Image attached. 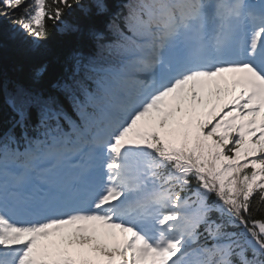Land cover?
<instances>
[{
    "label": "snow or ice",
    "instance_id": "snow-or-ice-1",
    "mask_svg": "<svg viewBox=\"0 0 264 264\" xmlns=\"http://www.w3.org/2000/svg\"><path fill=\"white\" fill-rule=\"evenodd\" d=\"M0 264H264V0H0Z\"/></svg>",
    "mask_w": 264,
    "mask_h": 264
},
{
    "label": "trees",
    "instance_id": "trees-1",
    "mask_svg": "<svg viewBox=\"0 0 264 264\" xmlns=\"http://www.w3.org/2000/svg\"><path fill=\"white\" fill-rule=\"evenodd\" d=\"M6 26V22H5ZM65 38L60 34H54L49 43L48 47L52 49H61L65 47ZM33 61L27 53L19 47H8L4 52V70L5 74L10 77H18L26 79L34 66ZM56 69L53 70L52 75L49 79H54L57 75Z\"/></svg>",
    "mask_w": 264,
    "mask_h": 264
},
{
    "label": "rangeland",
    "instance_id": "rangeland-1",
    "mask_svg": "<svg viewBox=\"0 0 264 264\" xmlns=\"http://www.w3.org/2000/svg\"><path fill=\"white\" fill-rule=\"evenodd\" d=\"M98 236H99V239L102 243L108 244L109 246H111L112 244L115 243V241L113 239H111L110 236H109L110 239H108V240H105V237L102 234H98Z\"/></svg>",
    "mask_w": 264,
    "mask_h": 264
}]
</instances>
